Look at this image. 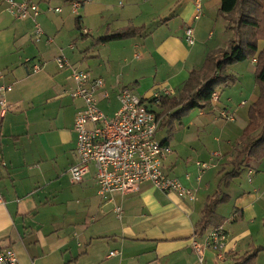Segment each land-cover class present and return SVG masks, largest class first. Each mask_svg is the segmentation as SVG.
Returning <instances> with one entry per match:
<instances>
[{
	"label": "crops",
	"instance_id": "obj_1",
	"mask_svg": "<svg viewBox=\"0 0 264 264\" xmlns=\"http://www.w3.org/2000/svg\"><path fill=\"white\" fill-rule=\"evenodd\" d=\"M52 1L44 0L40 4L38 22L44 34L37 36L31 19L14 18L0 0V70L3 72L0 85L13 86L5 94L9 109L2 113L0 105V193L5 199V204L0 206V247L13 248L20 264H236L247 252L264 246L261 195H242L231 209H226L224 205L230 201L227 193L229 200L217 209L226 219L222 227L228 233L227 259L217 261L215 253L207 250L204 262H200L192 247L193 239L203 242L212 229L200 232L196 228L207 199L222 188H229L241 176L228 187L221 182L225 173L234 168L240 137L248 121L240 126L241 134L227 152L229 155L209 170L217 167L220 174L215 179L211 174L213 180L205 182L210 172L199 182L196 162L207 160L194 162L192 157L184 155L186 149H192L193 154H204L205 143L197 149L184 140L181 146L174 147L175 133L171 134V126L159 128L168 129V137L159 140L173 149L164 162L165 173L196 189L194 201L161 191L149 183L104 200L97 193L93 170L80 183L73 184L70 180L69 168L77 161L75 121L85 103L83 98L72 94L76 88L72 70L60 69L56 57L64 53L72 67L104 79L105 87L97 91V97L98 103L104 102L99 108L108 117L120 109L119 94L123 87L132 88L148 104L153 100L151 108L160 113L162 97L155 98L156 92L164 87L174 91L182 88L190 72L200 69L211 53L200 52L197 47L203 30L193 20L196 0H170L168 5L175 2L171 5L175 16L156 15L154 19L160 25L149 34L147 23L136 25L131 21L134 9L129 6L116 16V24H109L105 34L96 37L91 29L84 27L81 16L73 25L63 17H51L50 13L63 12L60 6L55 8L62 11L56 12ZM211 1L202 0V17L204 10L211 7ZM103 5L95 6L92 15L95 11L103 12ZM188 24L195 30L194 45L185 39L184 29ZM141 27L144 31L140 34L124 39L109 38ZM83 28L89 29V34L76 33ZM144 35L147 38L142 55L136 54L140 62L125 65L128 41ZM27 58L31 61L26 62ZM253 63L256 71L257 62ZM34 64L40 66L36 73L32 71ZM230 100L223 103L219 98L215 108L201 109L199 119L190 124L209 125L211 119L205 118L206 110L223 117L221 111H231ZM244 102L247 103L241 101L240 105ZM189 114L173 123L175 132L177 124H186ZM222 131L229 132L227 136L236 132L229 126H224ZM213 156L219 158L221 154ZM229 167L233 168L228 170ZM261 170L264 162L260 170L254 171L255 180L259 179ZM116 206L122 207L121 215ZM115 250L118 253L110 256ZM263 256L264 251L259 252L255 264H261Z\"/></svg>",
	"mask_w": 264,
	"mask_h": 264
},
{
	"label": "built area",
	"instance_id": "obj_2",
	"mask_svg": "<svg viewBox=\"0 0 264 264\" xmlns=\"http://www.w3.org/2000/svg\"><path fill=\"white\" fill-rule=\"evenodd\" d=\"M6 10L16 19H31L35 23V34L43 35L44 30L38 22L41 14L40 4L44 0H2ZM72 1V10L78 12L89 0ZM61 12L60 7L55 8ZM202 17V0H196L193 20ZM84 34L89 30L84 29ZM185 39L188 44L196 43L195 30L191 24L185 26ZM51 41V38L50 40ZM73 48L74 46L71 45ZM139 55H137V58ZM31 59L27 58L26 62ZM257 62V57L253 58ZM60 69L72 70V77L76 82L73 96L84 100V109L77 115L75 121L76 132V157L77 161L69 168L71 183L77 184L83 181L85 176L94 171L98 195L108 200L116 194H126L136 190L139 185L149 183L164 192H174L181 198L191 201L197 199V190L185 186L178 178L165 173L164 162L173 153L169 144L161 142L157 138L160 121L156 113L149 107L148 101L138 95L132 88L123 87L120 90V109L109 118L100 108L97 91L105 87L103 78L94 77L91 72L74 68L68 57L61 53L56 57ZM40 70L39 64H34V73ZM0 77L3 72L0 70ZM10 84L0 85L1 112L9 109L5 94L11 91ZM173 89L164 87L156 92L155 98L171 96ZM220 95L213 93L212 107H216ZM246 103V102H244ZM221 115L229 120H234V115L228 111H221ZM220 156V153H214ZM198 177L200 182L203 175L215 166L208 161H197ZM254 170L249 171V181L252 182ZM5 204L4 196L0 193V206ZM119 215L122 207L116 206ZM228 233L221 226L212 228L203 242L193 239L192 247L196 251L200 262H204L207 250L215 253L217 261L224 262L227 259ZM118 253L112 251L110 256ZM0 264H20L15 250L11 247H0Z\"/></svg>",
	"mask_w": 264,
	"mask_h": 264
},
{
	"label": "rangeland",
	"instance_id": "obj_3",
	"mask_svg": "<svg viewBox=\"0 0 264 264\" xmlns=\"http://www.w3.org/2000/svg\"><path fill=\"white\" fill-rule=\"evenodd\" d=\"M169 1L170 0H89L84 4L83 7H81L78 12H74L71 5L72 1L53 0V8H55L56 6H60L62 7L63 12H53L50 13V16L55 18L63 17L70 25H73L76 19L81 16L83 17L84 27L91 29L90 31L92 32V34H94L93 36L96 37L97 35H104L105 30L107 29V26L109 24L114 25L117 23L116 16L120 15L127 9V7L131 6L132 9H134L133 11H131L133 13V19L131 21H134L136 25L147 23V34H149L150 32L155 31L157 26L160 25V22H156L154 19L156 15L172 13L171 5H175V2H171L168 5ZM211 2L212 5L209 10H204V16L202 17V19L196 21V24L202 25L203 30L202 40H198L197 47L200 49V52H214L218 49H223L224 51H226L230 47V43L234 37L235 32L228 28L226 19H224L222 16L217 15L218 8L221 5V0H212ZM98 4H104V8L102 9L103 12L96 13L95 11L92 15L91 11L95 6H100ZM171 15L172 16L170 17L175 16L174 13H172ZM87 28H83V30ZM83 32L84 31L78 32L76 30V33L78 34H82ZM210 34L212 35L210 36ZM146 38V35H144L142 37H137V39H135L134 41H128L127 50L126 52H124L125 65L133 66L134 64L140 62L136 54L139 53L142 55V45L144 44ZM135 45L139 47L135 48ZM263 47L264 41L261 43V48ZM256 56H258V54H256ZM228 68L229 69L227 72L229 74H235L237 77V81L229 85L221 86L218 91L223 103L231 99L229 101V106L231 109L229 113L234 115L235 122L221 117L220 113L214 114L213 112L211 113L209 110H206L205 118H210L211 123L206 127L199 126L197 122L194 125H191V121L199 119V113L201 112V109L195 108L191 111L188 118L185 119L186 124L181 126L177 124L178 130L175 132L174 138L172 140V144L174 147L176 145L181 146V143L184 140H187L190 146L197 149L202 146V143H205L203 147L206 149V152L202 155L193 154L192 149H186L184 155H186L187 157H192L194 162L198 159H201L207 160L208 162H212L219 166V164L224 161L225 157L229 155L227 154V152L233 148L235 141L241 134L240 126L243 124V121H248L249 107L259 96L260 89L256 85L255 64L253 63V58H249L243 62L235 63ZM158 79L160 81L162 80V78L160 77ZM241 101H247V103L244 105H240ZM99 104L100 106H103L104 102L101 101ZM236 108L237 111L235 110ZM112 117L113 115L109 116V118ZM224 126L235 128L236 132L230 136H227L229 132L222 131V128ZM168 135V129H161L157 133V138L162 140L168 137ZM187 136H189V138ZM216 152L220 153L221 157L215 158L213 154ZM263 162L264 160L255 161L253 159H248L241 169V176L236 179L229 188H222L223 192H226L230 195V201L224 205V208L231 209L235 205V202H237L238 197L242 195H255L258 193L259 195H261V198H263L262 203L264 205V170H261L262 172H258L260 174V177H258L259 179L255 180L257 176L254 175V182L251 183L249 181V171L251 169L254 171H257V169L260 170V166L263 164ZM229 168L230 169L228 170H231L233 167ZM209 172V175L207 174L205 176L204 182L206 180H213L212 177H214L215 179V175L218 176L220 174L219 168L217 167ZM211 174H213L212 177ZM209 176L211 177V179L209 178ZM261 264H264V258L261 260Z\"/></svg>",
	"mask_w": 264,
	"mask_h": 264
},
{
	"label": "trees",
	"instance_id": "obj_4",
	"mask_svg": "<svg viewBox=\"0 0 264 264\" xmlns=\"http://www.w3.org/2000/svg\"><path fill=\"white\" fill-rule=\"evenodd\" d=\"M219 15L226 19L228 28L235 32L229 49L209 53L203 66L190 72L182 88L175 90L171 96H162L160 113L151 108L153 100H150L149 107L160 121L159 128L169 124L173 135L176 130L173 123L180 122L195 108H211L213 93L221 86L237 81L235 74L227 72L229 66L257 57L255 80L260 93L248 109V123L240 137L234 168L225 173L221 180L223 186L228 187L240 176L248 159L264 160V47L261 48L264 41V0H221ZM143 31L142 27L130 28L109 38L124 39ZM227 200L229 196L223 191L210 196L202 218L196 224L197 230L205 232L209 228L223 226L226 219L218 214L217 209ZM261 251H264V246L254 248L238 258L236 264H255Z\"/></svg>",
	"mask_w": 264,
	"mask_h": 264
}]
</instances>
